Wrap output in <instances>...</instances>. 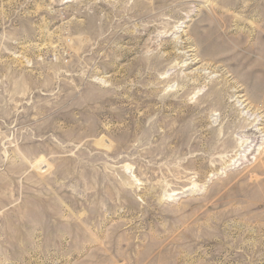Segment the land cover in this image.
Instances as JSON below:
<instances>
[{"label":"rangeland","instance_id":"rangeland-1","mask_svg":"<svg viewBox=\"0 0 264 264\" xmlns=\"http://www.w3.org/2000/svg\"><path fill=\"white\" fill-rule=\"evenodd\" d=\"M0 264H264V0H0Z\"/></svg>","mask_w":264,"mask_h":264},{"label":"bare ground","instance_id":"bare-ground-1","mask_svg":"<svg viewBox=\"0 0 264 264\" xmlns=\"http://www.w3.org/2000/svg\"><path fill=\"white\" fill-rule=\"evenodd\" d=\"M253 146V145H252ZM253 149V148H252Z\"/></svg>","mask_w":264,"mask_h":264}]
</instances>
